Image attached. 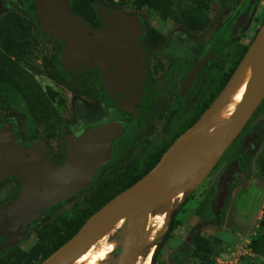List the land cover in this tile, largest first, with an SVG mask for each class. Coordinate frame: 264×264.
Here are the masks:
<instances>
[{
  "label": "water",
  "instance_id": "95a60500",
  "mask_svg": "<svg viewBox=\"0 0 264 264\" xmlns=\"http://www.w3.org/2000/svg\"><path fill=\"white\" fill-rule=\"evenodd\" d=\"M254 1L248 0L238 24L247 19ZM36 16L42 30L63 43L61 63L65 69L77 73L98 68L105 92L137 114L136 104L146 88V54L140 46L143 26L139 17L106 10L103 27L95 28L74 12L71 0H41ZM251 47L256 50L252 80L231 121L212 133L204 145L171 156L166 152L144 177L94 213L76 235L41 264H74L122 219H126V248L118 264L124 259L129 264L137 263L150 215L180 194H192L205 182L264 99V23ZM212 112L190 129L208 121ZM123 128L121 122L110 121L89 128L80 137L71 133L66 161L59 165L46 156L41 143L22 146L13 123L0 128V180L15 177L21 181L17 197L0 208V237L4 239L0 250L21 244L31 225L46 211L86 189L111 161L114 142ZM231 174L229 169L220 180V208L225 205ZM172 214L170 210L167 222Z\"/></svg>",
  "mask_w": 264,
  "mask_h": 264
},
{
  "label": "rangeland",
  "instance_id": "374dc122",
  "mask_svg": "<svg viewBox=\"0 0 264 264\" xmlns=\"http://www.w3.org/2000/svg\"><path fill=\"white\" fill-rule=\"evenodd\" d=\"M172 1L174 7H180L183 0ZM238 1L240 0H230L229 3L233 8ZM23 2L24 0H0V22L6 15L12 13L33 23L32 17L23 8ZM113 6L126 16L140 17L148 28L162 29L167 26V21H164L155 9L149 7L137 9L133 0H127L125 4L114 0ZM263 21L264 0H257L249 21L232 43L233 53L240 55L246 47L252 45ZM34 31L38 37V48L35 54L26 59L24 66L32 73L38 86L45 91L46 96L56 107L63 124L60 125L54 137L49 136L44 126L30 115L22 95L7 84H3L0 126L4 127L13 123L21 141L27 144L41 143L46 156L59 165L67 158L69 133L74 132L77 135L88 127L107 123V120L112 117L111 110L114 105L104 94L100 100L88 99L83 95L82 91L89 87L90 81L99 84L97 77L86 78L85 75H81L72 78L64 77L62 81H55L49 77L44 68V58L61 55L62 50L55 41V37L40 34L36 27ZM160 103L156 106L154 113L142 109V115L133 130L119 142L116 158L99 171L86 189L70 200L49 209L39 222L31 227L23 243L8 254L0 255V264H18V260L28 256L29 251L40 240L48 241L50 245L54 244L60 234L63 235L60 228H63L65 222L79 217L83 211L96 207L124 185L126 182L122 178L124 169L134 158L139 156V165H144L148 163V158L152 154L157 153L170 141L173 135H166L165 112L160 107ZM211 111L213 109L207 114ZM190 122L182 123L183 132L189 129ZM225 122L212 121L213 127H222ZM255 127L256 133L261 135L259 148L245 157L241 165V171L245 177L232 188L230 193L228 190L223 208L219 207L218 187L227 163L230 161L227 159H224L205 182L188 196L186 204H183V201L187 195H179L169 201L168 206H163L150 215L145 234L154 230L157 236L153 243L155 251L160 247L156 264H201V260L194 254L195 240L198 235L209 239L217 252L210 258L209 264H264V256L255 255L250 246L252 239L264 232L261 226L264 218V121H260ZM211 129V127L206 129L207 134L202 137L198 146L210 138ZM142 139L151 140V154L144 153L145 145L140 143ZM20 187L21 181L16 178L1 180L0 206L9 199L17 197ZM208 196L211 197L214 219L197 215L198 207ZM175 199H178V204ZM224 209L225 212L222 214ZM170 210H173V214L167 222ZM172 221H180L181 224L176 230L169 232ZM123 223L120 222L118 227L111 229L74 264H113L114 250L118 243L124 241L126 230ZM159 233H161L160 236H158ZM150 249H143L136 264L145 263ZM93 250L95 255L91 256Z\"/></svg>",
  "mask_w": 264,
  "mask_h": 264
},
{
  "label": "flooded vegetation",
  "instance_id": "af4514ba",
  "mask_svg": "<svg viewBox=\"0 0 264 264\" xmlns=\"http://www.w3.org/2000/svg\"><path fill=\"white\" fill-rule=\"evenodd\" d=\"M229 1L201 0L196 3L195 0H183L180 7H174L173 5L175 14L166 17L160 15L164 21H167V26L162 29H156L155 27L153 29L148 28L147 24L139 17L143 26L140 46L146 54V88L141 101L136 104L137 114L130 113L122 103L114 100L105 92L98 68L71 73L73 76L69 78L81 75H85L86 78L90 76L97 77L99 84L97 85L95 82L90 81L89 87L83 89V95L88 99L100 100L104 94L114 105V108L111 110L112 117L107 121H118L124 126L122 135L114 142V152L111 161L116 158L121 139L133 130V127L142 115V109H145L146 112L154 113L156 106L161 102L160 107L165 112L166 135L172 134L174 136L180 134L179 139L167 151V156H169V153L177 142L190 133V128L200 121L210 110L213 109L214 111V109L220 106L228 84L233 79L236 70L243 62L251 47H246L244 52L238 55V53L232 52V43L249 21L253 7L257 2L255 0L252 4L247 19L238 24V19L245 9L248 0L238 1L233 8ZM113 10L116 9L110 11ZM260 29L256 33L253 42ZM86 90H89L92 94L99 93V96L93 97L87 95L84 92ZM235 103L236 99L232 100L230 98V100L224 103L222 108L215 112L203 128L199 143L202 137L207 134L206 129L208 127L212 128L211 134L224 127L231 117ZM184 121L191 122L188 127L190 130L188 129L183 132L181 125ZM212 121L226 122L222 127H213ZM260 121H264V99L216 165L217 167L224 159L230 160L223 173L224 175L229 169H232L231 180L228 183L229 193L245 177L241 171V165L245 157L249 153H254L259 148L261 135L256 133L257 129L255 125ZM102 124L105 123L92 127ZM92 127L86 128L82 133H78L77 135L73 133L80 137ZM14 129L16 132L15 125ZM19 190H21V187ZM14 198L9 199L0 208L9 204ZM165 206L168 205L166 204ZM3 240L0 237V242H3ZM4 248H1L0 255L4 254ZM125 248V241L118 243L112 256L114 260L112 261L113 264H118L119 258Z\"/></svg>",
  "mask_w": 264,
  "mask_h": 264
},
{
  "label": "trees",
  "instance_id": "16d2710c",
  "mask_svg": "<svg viewBox=\"0 0 264 264\" xmlns=\"http://www.w3.org/2000/svg\"><path fill=\"white\" fill-rule=\"evenodd\" d=\"M113 1L114 0H71V6L74 12L85 22L91 24L95 28H101L103 12L115 9ZM118 1L120 4H125L127 0ZM195 1L197 3L201 0ZM40 4L41 0H24L23 2V8L29 16L32 17L33 23L12 13L6 15L0 22V102L3 98L1 94V86L7 84L22 95L28 106L30 115L36 120V122L44 126V129L49 132V136L54 137L57 130L60 128V125L63 124V120L56 107L46 96L45 91L38 86L35 77L24 66L26 59L35 54L38 48V37L34 31V27H36L40 34H47L40 27L36 16ZM133 4L137 9H142L144 7L153 8L164 17L176 13L173 9L172 0H133ZM55 41L60 45V48L63 51V43L57 38H55ZM44 68L49 77L55 81H62L64 77L73 76V74L62 65L61 55H56L51 58L45 57ZM84 92L93 97L99 96V93L92 94L89 90ZM179 135L180 134L174 135L164 147L160 148L157 153L152 154L151 157L148 158V163L139 165V156L134 158V160H132L124 169L122 178H124L126 182L121 188L96 207L83 211L79 217L65 222L63 228H60L63 235L60 234L59 238L54 241V244L50 245L48 241L44 240L38 241L29 251L28 256H24L18 260V264H41L45 259L56 252L62 245L78 233L81 227L94 213L100 210L118 194L134 185L152 168H154L179 138ZM16 136L22 146L29 147L35 144L34 142L27 144L21 141L17 130ZM140 143L145 145L144 153H150L152 145L151 141L142 139ZM188 196L189 195H187V198L183 201V204L188 202ZM47 212L48 211L45 213ZM224 212L225 209L222 214H224ZM197 215L208 219L215 218L210 196L202 201L197 209ZM39 220L34 222L31 226L39 222ZM180 224V221H172L169 227V232L176 230ZM261 226L264 228V218L261 221ZM218 242H220L219 239ZM195 243V257L201 260V264H209L210 258L217 253L212 242L209 239L198 235L196 236ZM250 246L255 255L264 256V232L260 236L253 238ZM12 250H14V248L9 250L5 247L3 253L8 254L9 251ZM159 252L160 247H158L154 253L152 264H156Z\"/></svg>",
  "mask_w": 264,
  "mask_h": 264
},
{
  "label": "bare ground",
  "instance_id": "6f19581e",
  "mask_svg": "<svg viewBox=\"0 0 264 264\" xmlns=\"http://www.w3.org/2000/svg\"><path fill=\"white\" fill-rule=\"evenodd\" d=\"M255 59H256V50H255V48L251 47L249 49V51L247 52L243 62L240 64V66L236 70V73H235L233 79L228 84V86H227V88L223 94L222 102H221L220 106L218 108L214 109V111L212 112L211 117L215 114V112H217L218 109L222 108L224 103L227 102L228 100H230V98L232 100L236 99V103H235V106L233 108L231 117L226 122L224 127L231 121L232 117L235 115V113L237 112L238 108L240 107V105L242 104V102L245 98V95L247 93V90H248L249 85H250L251 80H252L253 70H254V66H255ZM211 117H210V119H211ZM209 120L206 121L204 124H202L200 127H197L195 129H191V131L188 135L184 136L183 138H181L177 142V144L173 147V149L169 153V156L180 154V153L187 151L191 148L198 147L202 130L205 127V125L209 122ZM224 127H222L218 131H221ZM218 131H216V132H218ZM71 140L73 142L74 138H71ZM205 143H203L202 145H204ZM166 186L167 185L165 184L162 187V189H164ZM180 195H184V194H180ZM175 201H176V204H178V202H179L178 199H175ZM122 220H123L122 222H124L123 223V225H124L126 219H122ZM165 222H164V224H165ZM145 230H146V228H145ZM161 233H159L158 236H160ZM156 238H157V236H156L154 230H150L145 234V240L146 241H145L144 249H147V248H151V249L149 250V252L147 254V257H146L144 264H152V259H153V255L155 252V249L153 247V243H154ZM93 255H95L94 251L91 252V256H93ZM119 264H129V261H128V259H124Z\"/></svg>",
  "mask_w": 264,
  "mask_h": 264
}]
</instances>
